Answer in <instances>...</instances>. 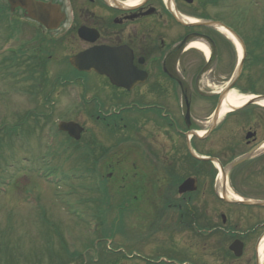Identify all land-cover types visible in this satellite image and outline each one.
Segmentation results:
<instances>
[{"label": "rangeland", "instance_id": "obj_1", "mask_svg": "<svg viewBox=\"0 0 264 264\" xmlns=\"http://www.w3.org/2000/svg\"><path fill=\"white\" fill-rule=\"evenodd\" d=\"M202 4L204 16L224 20L249 46L254 36L264 35V0H216L214 4L202 0ZM5 5L6 0H0V129L4 128L0 131V264H80L78 254L85 256L86 264H162L163 259L173 263L187 260L197 264H254V244L264 231V224L261 225L264 208L220 203L209 186L200 187L188 203L177 192L170 193L161 180L155 183L164 177L160 165L151 163L155 157L164 161V154L155 146L163 144L161 149L164 146L171 149L182 147L184 141L150 138L153 127L145 117L137 123L129 122L138 125L137 128L117 135L112 133V125L105 129V125L96 121V117L103 119L101 109L91 119L94 114L91 99L99 95L97 77L86 75V84L93 87L87 94L82 91L90 101L87 105L86 102L82 105V100L76 102L78 92L81 93L77 83L66 89L57 85V90L45 99L49 87L42 92L32 91V82L21 83V60L11 63L8 70L3 59L16 52L24 56L26 51H18L23 43L28 49L32 47L33 53L37 26L19 12L10 14ZM185 15L195 17L187 12ZM14 28L20 32L15 37L9 34ZM224 40L217 62L221 70L218 82L209 75L203 76V84H210L213 90L224 86L238 59V52ZM30 55L23 60L30 62ZM246 67L239 87L245 86L251 77L257 84V92L264 94V76L258 78L261 66L247 63ZM8 71L15 73L12 82L6 77ZM52 73L48 75L49 81L55 80V72ZM63 74L68 75L66 71ZM23 88L28 92H23ZM234 90L242 94L237 88ZM242 108L236 110L230 128L225 129L232 131L235 149L240 153L246 151L240 144L248 125L258 128L259 140L264 138V119H259L264 118V108L255 104ZM34 110L41 116L29 114L25 118ZM206 112L195 116L205 125ZM131 116L137 115L130 114L128 118ZM135 119L138 118L130 120ZM63 120L75 121L84 128L79 141H69L57 130ZM19 121L15 130H10L13 135H8L6 128ZM120 140L122 144L118 146ZM207 147L208 143L203 144L200 151H220L218 146ZM173 167L177 178L187 174L186 169ZM45 176L56 184L47 182ZM250 184L251 189H240L244 197L236 191L240 188L238 184L237 189L229 186L228 190L242 199L263 200L264 177L256 176ZM187 203L191 209L208 211L214 217L204 219L202 214L194 227L182 228L178 212ZM221 214L225 216V226L221 224ZM208 221L216 233L203 240V228L198 223ZM241 232L246 244L242 258L234 260L228 255L229 260L222 262L226 254L222 248L227 249L233 238H240Z\"/></svg>", "mask_w": 264, "mask_h": 264}, {"label": "flooded vegetation", "instance_id": "obj_2", "mask_svg": "<svg viewBox=\"0 0 264 264\" xmlns=\"http://www.w3.org/2000/svg\"><path fill=\"white\" fill-rule=\"evenodd\" d=\"M36 1L56 5L63 14V19L53 31H48L36 23L37 29L42 32L37 39L38 53L45 57V62L41 58L39 65L46 73H52L49 70V64H52L58 73L66 71L67 74H79L69 65V59L85 50L97 48L101 61L100 73L91 71L80 74L97 75L99 83L96 90L100 95L101 105L114 104L119 107L120 121L127 114L137 115L139 119L145 117L153 127L149 137L156 140H185L188 134H194L193 138L197 143L193 146L196 151H200L202 145L206 143L208 149L220 147L219 152H208L203 156L217 159L223 167H226L234 155L240 153L235 149L237 144L232 131H225L230 128V120L234 114L230 111L226 112L228 114H221L219 90H213L210 84H203L205 75H209L215 81L220 77L218 73L221 70L217 68L215 60L217 45L222 48V44L214 31L199 26H185L178 21V13L182 15L186 12L202 19L203 8L199 0H193L191 4H188L187 0H169L171 5L165 0H141L138 3L137 0ZM195 1L197 2L194 3ZM20 13L23 14V11ZM81 28L86 31L84 34L86 39L79 37ZM199 42L210 52L206 59L200 51L192 47ZM137 71H142L146 80L129 91L114 86L105 75H102L103 73L131 75ZM207 110L205 125L195 116H200L197 113ZM215 111L219 114L215 118V127L209 131ZM259 119L264 118L260 116ZM203 132H208V135L204 141H200L195 134ZM248 132L255 135L249 140L244 138L240 144L246 152L264 141V138L258 139L257 127L248 125L244 135ZM155 147L164 154L162 163L165 169L172 166V161L176 159L178 164L184 160L186 149L183 146L171 149L164 146L161 149L163 144H157ZM169 153H172L171 160ZM207 162L199 161L192 165L191 172L197 179L198 188L209 186L211 192L215 194V187L218 181L220 182L219 171ZM255 163L262 166L257 168L254 166ZM254 174L264 177V153L245 167L226 172L225 183L234 187L236 186L234 182L248 177L253 178ZM202 214L204 219L214 217L213 213L200 210L193 211L190 215L196 219L201 218ZM208 222L202 230L205 234L212 235L214 230L211 222ZM239 237L238 239L243 242L244 251L246 244L243 232ZM225 250L222 248V252ZM220 255L223 259L222 254ZM224 256L225 260L222 262L229 260L227 252ZM255 262L254 257V264Z\"/></svg>", "mask_w": 264, "mask_h": 264}, {"label": "water", "instance_id": "obj_3", "mask_svg": "<svg viewBox=\"0 0 264 264\" xmlns=\"http://www.w3.org/2000/svg\"><path fill=\"white\" fill-rule=\"evenodd\" d=\"M7 1H8L10 10L12 12L18 8H21L22 10L25 11L26 17L32 20L39 21L47 29H54L57 26V19L60 17V12H59L58 7L39 3L34 0H7ZM200 25L212 26V27L227 30L241 45L242 50H243V56H244V49H243L242 41L240 40L238 35L233 30L215 21L201 22ZM98 55L99 54L97 50H89V51H86L82 54H79L73 57L71 59V64L78 70H90V69L98 70L99 69ZM241 71H242V62L239 64V67L234 75L233 82L230 84V86H228V88L224 91V93H226L227 90H229V88L231 87V85L236 81ZM121 76L127 77V75H121ZM111 78L114 81V83H116L117 85L125 86V87L127 86L125 79H121L119 83L117 79L115 78V76H112ZM59 129L67 132V134L75 140H78L80 138V135L83 131V128H81L77 123H74V122H61L59 124ZM247 137H249V135H247ZM246 158L247 156L234 162L233 164H231V166H234L244 161ZM195 188H196L195 179L188 178L180 184L178 191L180 194H182L185 192L194 191ZM227 201L230 203H237V204H242V205H247V206H264V202L245 201V200H238V201L227 200ZM230 250H232L235 253V255L239 256L242 250L241 243H239L238 241L233 242L230 245Z\"/></svg>", "mask_w": 264, "mask_h": 264}, {"label": "bare ground", "instance_id": "obj_4", "mask_svg": "<svg viewBox=\"0 0 264 264\" xmlns=\"http://www.w3.org/2000/svg\"><path fill=\"white\" fill-rule=\"evenodd\" d=\"M224 34H227V33H224ZM228 37L229 39H231L229 35ZM192 47L200 50L205 55V57L209 56V51L204 44L195 43ZM246 101H255V104L261 107H264V99L255 97L254 95H249V96L242 95V94L237 93L235 90H232L231 92H229V94L225 98V101L223 104L224 107H223V111L221 112V114L226 112L230 108H234V109L240 108L243 105V103H245ZM226 198L227 199L231 198V200H239V197L233 196L232 194L227 195ZM131 217L133 218L134 216L131 215ZM258 251H259V261L262 262L264 260V238L259 245Z\"/></svg>", "mask_w": 264, "mask_h": 264}, {"label": "trees", "instance_id": "obj_5", "mask_svg": "<svg viewBox=\"0 0 264 264\" xmlns=\"http://www.w3.org/2000/svg\"><path fill=\"white\" fill-rule=\"evenodd\" d=\"M261 32L259 33L262 34ZM250 54L254 61V63L251 64L261 66V74H259L258 76V78L261 79V76H264V39L256 43V48L251 51ZM248 87H250L253 92H257V89H255V82H253L252 80H249Z\"/></svg>", "mask_w": 264, "mask_h": 264}]
</instances>
